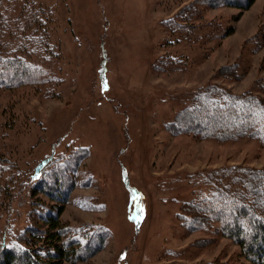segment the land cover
Wrapping results in <instances>:
<instances>
[{
	"label": "rangeland",
	"instance_id": "1",
	"mask_svg": "<svg viewBox=\"0 0 264 264\" xmlns=\"http://www.w3.org/2000/svg\"><path fill=\"white\" fill-rule=\"evenodd\" d=\"M33 1L52 16L49 59L58 58L61 69L49 86L14 97L0 92V249L18 244L35 204L49 202L30 195L41 161L86 150L61 221L100 225L108 236L94 257L65 264L217 258L246 264L230 239L184 229L178 218L182 204L208 193V172L235 165L264 169V144L174 135L165 125L208 84L238 94L257 91L264 77V0L248 10L203 7L212 25L234 28L221 42L205 32L186 42L166 30L198 0ZM233 63L240 65V81L216 79L220 67Z\"/></svg>",
	"mask_w": 264,
	"mask_h": 264
},
{
	"label": "trees",
	"instance_id": "2",
	"mask_svg": "<svg viewBox=\"0 0 264 264\" xmlns=\"http://www.w3.org/2000/svg\"><path fill=\"white\" fill-rule=\"evenodd\" d=\"M255 1L198 0L178 12L175 20H169L166 30L181 33L186 42H193L195 35L204 32L206 39L221 42L234 33V28L212 25L204 19L203 7L248 10ZM51 20L48 9L33 0H0V92L14 97L25 88L49 86L59 77L60 61L57 57V62L49 59L54 50ZM204 28L207 30L202 31ZM262 44L257 42L258 47ZM216 76L231 82L243 78L238 63L220 67ZM255 86L257 91L238 94L218 82L208 84L195 92L190 104L179 110L165 129L174 135L220 143L249 140L264 144V77ZM88 156L89 151L83 150L65 159L53 155L41 161V169L30 176V195L45 196L49 202L35 204L32 223L17 238L18 244H4L0 249V264L78 263L104 249L108 236L105 227L77 228L61 221L76 187L79 166ZM203 185L208 193L181 205L180 226L230 239L240 247L246 264H264V169L222 167L208 172ZM168 264L187 263L174 260ZM194 264L243 263L217 258Z\"/></svg>",
	"mask_w": 264,
	"mask_h": 264
}]
</instances>
